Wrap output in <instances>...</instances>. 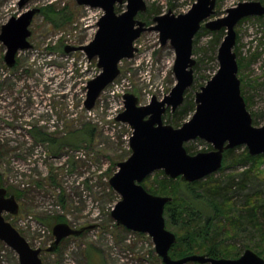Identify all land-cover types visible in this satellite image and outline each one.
Listing matches in <instances>:
<instances>
[{"label":"rangeland","instance_id":"374dc122","mask_svg":"<svg viewBox=\"0 0 264 264\" xmlns=\"http://www.w3.org/2000/svg\"><path fill=\"white\" fill-rule=\"evenodd\" d=\"M19 1L0 0V33L12 17L25 11L19 9ZM145 1L148 10L156 14L148 16L147 11L137 19L152 26L156 16L170 11L177 16L185 14L197 0ZM252 1L264 5V0H217L213 19L224 17L228 9L239 3ZM46 7L61 12L68 21L55 26L43 13L38 14L30 27L32 48L18 53L14 68L6 65V47L0 42V188L7 189L8 196L14 195L13 191L20 194L16 198L19 214L5 213L4 218L34 249L43 251V264H163L152 238L125 232L116 225L111 213L121 197L109 180L118 171L117 164L131 156L132 130L116 121L125 110L124 95H135L141 106L151 103L153 96L161 100L168 95L176 84L175 51L169 43L161 45L159 32H144L135 42L138 52L134 58L121 61L119 77L101 94L94 109L87 111V84L101 73L97 58L90 61L83 52L67 54L65 47L89 44L103 11L81 7L77 0H30L27 6L40 10ZM125 10L126 4L116 6L118 14ZM84 20L92 26L85 27ZM236 32L235 52L243 59L240 74L243 95L248 100L249 112L255 115L257 127H261L264 17L247 18L237 25ZM211 40V36H201L193 48V57L198 62L194 72L197 81L195 87L187 90L190 99H195L196 93L219 69L218 60L213 59L209 50ZM192 116L188 115L182 124ZM164 118V123L169 124L173 117L166 113ZM37 131L51 136L56 144L39 142ZM206 145L210 144L198 139L185 144L193 152ZM239 147L233 157L247 149ZM243 170L227 164L222 172L212 176L222 179ZM158 172L145 181L147 189L152 187ZM258 172L260 175L248 184V189L252 194H262V203L264 164ZM60 217L72 228H93L79 237L64 239L55 252L48 253L46 250L55 240L52 230ZM168 230L174 233V229ZM255 239L244 235L236 239V244L244 252L245 245L252 248ZM0 264H19L15 252L1 242Z\"/></svg>","mask_w":264,"mask_h":264},{"label":"water","instance_id":"95a60500","mask_svg":"<svg viewBox=\"0 0 264 264\" xmlns=\"http://www.w3.org/2000/svg\"><path fill=\"white\" fill-rule=\"evenodd\" d=\"M29 2L20 0L19 9L25 11L12 17L1 29L0 42L6 47L4 61L9 68L16 66L19 52L32 48L30 27L41 10L28 9ZM77 4L103 11L89 44L65 47L67 54L83 52L90 61L97 58L101 73L87 84V111L94 109L101 94L119 77L121 61L134 58L138 52L135 42L144 32H159L161 45L169 43L176 56L173 68L176 84L163 99L153 96L151 103L141 106L135 95H124L125 110L116 121L129 125L132 130L131 156L117 164L119 169L109 180L121 197L111 213L116 225L152 238L163 264H264V258L252 249H246L238 259L199 254L173 259L170 250L177 236L167 229L164 216L172 198L151 194L143 186L157 171L190 184L206 179L222 169L225 152L239 146H245L250 156L264 155V125L253 124L242 95L235 52L237 25L246 18H263L264 5L259 1L242 2L228 9L224 17L213 19L217 0H197L187 13L177 16L170 11L156 16L154 25L148 26L137 19L148 11L145 0H77ZM123 4L126 10L118 14L116 6ZM202 26L210 32H226L217 54L219 69L196 93V111L191 119L175 128L165 124L163 117L168 110L174 113L183 105L187 90L194 84L197 61L193 57V44ZM197 139L210 144L213 150L190 155L185 144ZM19 211L16 197L8 196L7 189L0 188V242L15 252L19 264H43V251L34 249L4 218L5 213L17 216ZM92 228L75 229L67 223L56 224L52 230L55 240L46 252H55L64 239L79 237Z\"/></svg>","mask_w":264,"mask_h":264},{"label":"trees","instance_id":"16d2710c","mask_svg":"<svg viewBox=\"0 0 264 264\" xmlns=\"http://www.w3.org/2000/svg\"><path fill=\"white\" fill-rule=\"evenodd\" d=\"M51 8L46 7L41 10L46 20L54 23L55 26H58V22L63 20L68 21L67 16ZM154 14L156 12H153L152 9L148 10V16ZM225 34V30L212 33L202 26L194 39L193 48L201 36H211L209 50L212 51L213 59L216 60L219 46ZM193 53L195 54V50ZM237 61L243 95L244 85L240 75L243 59L238 54ZM196 81L195 77L193 87H195ZM245 101L249 110L246 98ZM195 111V99H190L186 92L183 105L174 113L170 110L167 111L168 116L171 114L173 117L168 123L179 128L184 124L182 121L188 115L194 114ZM252 116L254 126H258L254 119L255 115ZM163 119L165 120L164 117ZM37 139L39 142H51L53 145L57 142L41 131H37ZM185 147L190 155L213 150L211 145H206L204 149L196 152L192 151L191 146ZM236 149H240V147L225 152L223 166L219 172H222L229 164L243 168L244 170L240 174L229 175L222 179L209 176L206 181L201 180L190 184L181 181L180 178L170 179L163 171H159L154 176L153 185L149 189L145 185V181L149 177L144 181L143 186L151 194L172 198V201L165 207L164 216L167 229L168 227L174 229L177 236V242L170 250L173 259H181L194 254L206 255L211 258L238 259L243 254V249L236 244V239L244 235L258 239H255L252 248L249 245H245V248L254 250L264 258V202L260 203L262 194L256 192L252 194L248 189V184L257 178V175H260L258 171L264 164V155L253 157L245 149L241 155L233 157ZM12 194L16 198L20 195L16 191H13ZM58 222L65 223L66 220L60 217ZM123 230L129 232L124 227Z\"/></svg>","mask_w":264,"mask_h":264},{"label":"built area","instance_id":"2783aa9c","mask_svg":"<svg viewBox=\"0 0 264 264\" xmlns=\"http://www.w3.org/2000/svg\"><path fill=\"white\" fill-rule=\"evenodd\" d=\"M82 22L85 24V25H84L85 27L88 26V25H89L90 27L92 26L88 20H84V21H82ZM90 27H89V28H90ZM22 186L24 187V185H22Z\"/></svg>","mask_w":264,"mask_h":264},{"label":"bare ground","instance_id":"6f19581e","mask_svg":"<svg viewBox=\"0 0 264 264\" xmlns=\"http://www.w3.org/2000/svg\"><path fill=\"white\" fill-rule=\"evenodd\" d=\"M91 9V8H90Z\"/></svg>","mask_w":264,"mask_h":264}]
</instances>
